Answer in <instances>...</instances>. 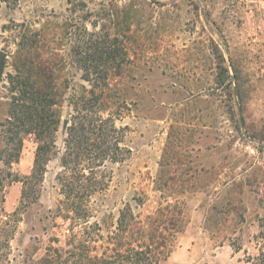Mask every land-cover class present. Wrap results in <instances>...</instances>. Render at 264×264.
Instances as JSON below:
<instances>
[{"label":"rangeland","instance_id":"374dc122","mask_svg":"<svg viewBox=\"0 0 264 264\" xmlns=\"http://www.w3.org/2000/svg\"><path fill=\"white\" fill-rule=\"evenodd\" d=\"M95 42L115 45L122 61L108 81L119 100L104 111L122 160L99 162L101 185L74 214L63 193L70 99L94 88ZM1 52L0 264H33L49 250L65 258L75 235L111 257L123 210L146 222L176 204L185 226L164 264H260L264 0H10L0 2ZM37 60L53 66L65 98L45 175L25 187L15 180L32 174L38 141L16 137L9 121L13 79Z\"/></svg>","mask_w":264,"mask_h":264},{"label":"trees","instance_id":"16d2710c","mask_svg":"<svg viewBox=\"0 0 264 264\" xmlns=\"http://www.w3.org/2000/svg\"><path fill=\"white\" fill-rule=\"evenodd\" d=\"M114 40L117 41L118 38ZM95 44L89 65L95 72H99L93 80L94 88L88 93V97L83 94L70 99L74 106V122L68 128L63 167L71 172L63 182V193L68 212L74 214L79 213L82 205L101 185L94 173L95 168L100 167L99 162L102 163L105 159L113 162L122 160L123 149L119 147L114 116L109 114L107 118L104 117L109 104L119 100L108 88V81L110 71L120 68L122 61L118 60L119 51L115 45L112 48L105 43ZM29 64L31 67L28 73H24L26 75L20 73L13 79L20 95L13 100L9 121L16 137L23 134L34 135L38 141L32 174L24 182L17 178L15 180L24 183L25 187L33 181L41 182L45 175L61 123L60 112L56 108L62 107L61 103L65 98L64 93L59 90L58 78L51 64L39 60L30 61ZM87 72H90L89 69ZM126 103L120 97V105ZM21 149L22 144L15 155V163L19 162ZM26 193L25 189L23 195ZM184 226L185 212L178 204L160 207L146 222L139 221L131 210H123L117 233L111 239V244L114 245L113 256L109 257L108 253L93 255L96 248L89 250L91 242L75 235L65 258L59 250H55L52 255L49 250L45 257L33 264H116L115 256L119 258L118 264H164ZM260 264H264V253Z\"/></svg>","mask_w":264,"mask_h":264},{"label":"water","instance_id":"95a60500","mask_svg":"<svg viewBox=\"0 0 264 264\" xmlns=\"http://www.w3.org/2000/svg\"><path fill=\"white\" fill-rule=\"evenodd\" d=\"M6 57V54L4 52L0 53V69L3 68V59ZM242 127L244 128V120L242 117V114L240 115ZM67 125V121L65 122V126Z\"/></svg>","mask_w":264,"mask_h":264}]
</instances>
